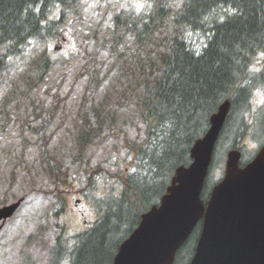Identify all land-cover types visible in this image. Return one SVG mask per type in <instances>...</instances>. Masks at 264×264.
Here are the masks:
<instances>
[{
  "label": "rangeland",
  "instance_id": "1",
  "mask_svg": "<svg viewBox=\"0 0 264 264\" xmlns=\"http://www.w3.org/2000/svg\"><path fill=\"white\" fill-rule=\"evenodd\" d=\"M181 1L175 0V7ZM146 7V0H77L62 25L66 42L52 54V66L44 79L29 85L27 77L34 72L29 53L15 59L3 78L0 208L17 200L22 203L0 229V264H49L58 238L66 245L69 236L91 227L97 218L98 198L117 191L114 175H126L131 169L128 144L144 138L137 103L146 79L151 82L157 72L164 40L176 35L196 50L205 42L204 34L175 27L171 18L158 26L148 41L135 39L130 31L138 30L142 23L134 17H141ZM120 13L124 20L115 27L114 16ZM127 16L130 19L125 21ZM59 39L37 44L36 54L46 48L52 53ZM260 66L256 65V72ZM263 99L262 91L256 88L250 97L251 110L244 114L248 125H252ZM89 100L101 112L103 128L82 152L78 145L80 117ZM256 120L259 129L260 114ZM32 124L35 129L46 127L49 156L60 165L59 175L43 162ZM232 131L230 126V135ZM263 137L259 130L255 137L248 129L239 141L248 152L245 159L251 158ZM224 147L215 178L224 173L228 149Z\"/></svg>",
  "mask_w": 264,
  "mask_h": 264
},
{
  "label": "trees",
  "instance_id": "2",
  "mask_svg": "<svg viewBox=\"0 0 264 264\" xmlns=\"http://www.w3.org/2000/svg\"><path fill=\"white\" fill-rule=\"evenodd\" d=\"M146 3L149 8L142 10L141 17H134L142 23L138 30L130 31L135 39L148 41L147 37L171 18L175 27L204 34L205 42L196 50L176 35L164 40L157 72L151 82L146 79L137 103L145 130L141 141L127 146L130 171L114 175L118 190L98 198L97 218L89 229L66 245L58 238L49 264H112L119 245L137 227L141 215L158 203L176 168L189 164L191 146L206 132L209 117L222 101L228 99L231 105L201 191L204 202L216 181L220 149H238L243 166L249 159L244 158L240 139L248 129L255 137L257 130L264 135V100L256 111L262 119L259 129L257 120L248 125L244 118L251 110L252 92L258 88L264 95V0H182L178 7L175 0ZM76 4L77 0H0V84L15 59L26 53L33 56L29 85L44 79L56 51L53 45L52 53L46 48L36 54L35 47L62 37V25ZM129 19L127 16L125 21ZM122 20V14H116L114 26ZM256 65H261L258 72ZM90 69L94 70L93 62ZM88 102L80 117L78 145L82 152L103 128L101 112L92 100ZM31 128L37 133L43 162L59 175L60 165L49 156L46 127L35 129L32 124ZM263 142L264 137L259 144ZM199 231L200 223L177 251L173 264L189 263Z\"/></svg>",
  "mask_w": 264,
  "mask_h": 264
},
{
  "label": "water",
  "instance_id": "3",
  "mask_svg": "<svg viewBox=\"0 0 264 264\" xmlns=\"http://www.w3.org/2000/svg\"><path fill=\"white\" fill-rule=\"evenodd\" d=\"M229 106L225 101L211 116L207 133L190 149V165L176 169L159 204L141 216L112 264H172L198 222L201 231L189 264H264V145L243 168L239 153L230 151L223 179L205 204L200 198ZM19 204L0 208V221Z\"/></svg>",
  "mask_w": 264,
  "mask_h": 264
}]
</instances>
